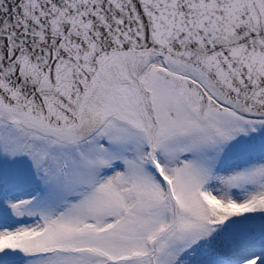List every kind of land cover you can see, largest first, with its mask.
<instances>
[{"label": "snow or ice", "instance_id": "snow-or-ice-1", "mask_svg": "<svg viewBox=\"0 0 264 264\" xmlns=\"http://www.w3.org/2000/svg\"><path fill=\"white\" fill-rule=\"evenodd\" d=\"M0 264H264V0H0Z\"/></svg>", "mask_w": 264, "mask_h": 264}]
</instances>
